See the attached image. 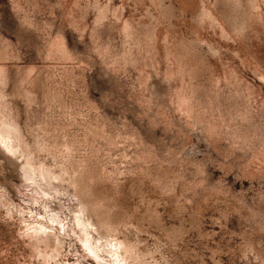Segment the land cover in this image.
Instances as JSON below:
<instances>
[{"label":"rangeland","instance_id":"1","mask_svg":"<svg viewBox=\"0 0 264 264\" xmlns=\"http://www.w3.org/2000/svg\"><path fill=\"white\" fill-rule=\"evenodd\" d=\"M115 241L264 264V0H0V264Z\"/></svg>","mask_w":264,"mask_h":264},{"label":"bare ground","instance_id":"2","mask_svg":"<svg viewBox=\"0 0 264 264\" xmlns=\"http://www.w3.org/2000/svg\"><path fill=\"white\" fill-rule=\"evenodd\" d=\"M54 219V218H53ZM79 225H81L82 226V228L85 230V237L83 238V243H84V245H85V249H87L88 251H89V253H90V256H91V254L93 255V256H95V258L96 257H100V255H99V251H97V249H98V247H100L99 245L98 246H96L95 245V243H94V241H92L91 240V231H88L89 229L88 228H94L95 230H96V226H94V224L91 222V221H85V219L83 220H79ZM48 228V227H47ZM49 229V228H48ZM40 230H42L43 232L44 231H46L47 229H46V226H42L41 228H40ZM61 230V229H60ZM57 237H58V235H57ZM56 237V239H58ZM100 237H101V235H100ZM103 237V236H102ZM62 239V238H61ZM102 239V238H101ZM59 240H60V237H59ZM59 240H58V242H59ZM106 240V239H105ZM117 240V239H116ZM96 241V240H95ZM107 241H109V240H107ZM56 243V242H55ZM100 243V242H99ZM103 243V242H102ZM108 243V242H107ZM106 243V244H107ZM109 245L107 246V251L110 253V257H111V260H112V264H127V260H126V258L124 257V255L122 254V247H121V242H119V241H115L114 243H108ZM103 246V245H102ZM101 248V247H100ZM103 249V248H102ZM105 249V250H106ZM87 253V252H86ZM92 256V257H93ZM102 258V257H101ZM99 259V258H98ZM104 259V258H103ZM107 260V259H106ZM108 261V260H107ZM106 261V262H107ZM127 261V262H126ZM111 262V261H110ZM109 262V263H110Z\"/></svg>","mask_w":264,"mask_h":264}]
</instances>
